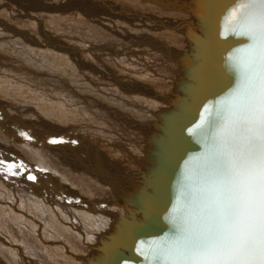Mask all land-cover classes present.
Here are the masks:
<instances>
[{
  "label": "rangeland",
  "instance_id": "374dc122",
  "mask_svg": "<svg viewBox=\"0 0 264 264\" xmlns=\"http://www.w3.org/2000/svg\"><path fill=\"white\" fill-rule=\"evenodd\" d=\"M8 1L9 0H0V2H4L2 4L0 3V7H1L0 8V13H1L0 14V24H1L0 25V31H1V33H0V74H1L0 75V100H1L0 101V106L3 107V108H5L4 110H8V112L10 113V118H9V116H8L9 113L8 112L6 113V112H3V111H0V118H1L0 119V128H1V126H4V127L7 128V129H3V128L0 129V133L3 136V138L1 139L2 141H0V142H2V143H0V154H1L0 155L1 156L0 157V161H4V160L7 159L6 161H4V164L6 162V164L11 165L12 166L11 168H13V170H14V168L15 169L18 168L17 171H20L22 178H24L23 175L25 174L24 175L25 178L23 179V181L25 180L24 181L25 184L23 183L22 185H20L18 187H17V185H15L14 186V188H15L14 190L15 191L12 192V187H13L14 183L12 185V183H10L8 180H6L5 181L6 183L3 182V184H2V181L0 180V204L1 203H5V205L3 206L2 212L0 211V214L2 213L3 215L2 214L1 215L3 217L10 219L9 220V223L10 224H14L13 225L14 231H12L11 227L9 228L8 226H2L3 224L2 225L0 224V240H1L0 241V258L1 259H3V258L4 259H8V260H4L3 259L4 262H5L4 264H38V263L39 264H48V263L49 264H62V263H60L59 260L65 258L64 247L63 246H60L61 248L60 247L57 248L54 245H47V244H45V243H49V242H47L48 240L50 242H53V243L55 242V244H57L58 242H64L63 244L66 245V246H68L69 251L71 253L76 254V255H80V256H83V257L84 256H87V255H90L89 248H87L86 246H82L81 247V245H79V248H82L81 250H79L78 248H75L74 249L72 246H69L68 245L69 244L68 241H67V243H65L66 241H64L63 238H56V236H58L56 234L55 235H52L54 231L49 226V223L41 215H35V214H33L31 212V208L28 205H25V203H26L25 201L26 200H24L20 195L17 196V193H20L19 192V189H20V191H23L24 193H26L27 196L30 195L29 197H35V198L38 197V198L42 199V201L45 200V199L47 200V198H48V200L51 203H53V205L59 203L61 206H56L55 208H57V210H61V211H59L60 214L58 213V218L61 219V222L64 223V220L66 221V219L64 217H66L67 218V221L69 222V224L72 225L73 227H75V229L78 230V228H79V230L81 232H83L84 234L87 233V235H91L92 238L94 239L95 238V235L98 234V233H100L102 230H100L101 228L99 226H96L95 227V229H97V230H95L94 228L91 229L90 226L88 227V229L87 228H84V226L88 225L87 224L88 223L87 218H85L87 216H85L84 214H88V212L86 211V209H83V208H84V206L86 208H88L89 205H90V203L94 199H96V198L100 199L99 201L101 202V199H104V198L103 197H100V195L105 194V197H106L108 193L105 192V190L108 187L105 188V186L102 185L99 181H97V182L96 181L95 182H90L91 181L90 180L88 182V180L83 177L84 180H81L80 181V184L83 185V186L86 185L91 190L95 189V191L93 190V194L89 195V194H87L84 191V189L82 190V189H80V188L72 185L70 182H68L67 179L60 172H55V170H57V169H55L54 167H52V166L49 167V166H45V165L43 166V164H41L42 158H40V156H38V155H32V154L30 155V153L28 152V150L24 146H22L21 144L17 143L18 141H16L14 143V141L11 138L16 137L17 135H22V133H24L25 131H26L25 132L26 134H29V132H27V131H29V129H28V127H26V128L23 127L22 124H20L21 127H19L17 125V123L11 124L13 122V120L15 119V118H13V116H11V114H13L14 112L13 111L12 112L9 111V109H7L6 106L11 105V106H13V108L21 111V112H18V114L17 113H14V115L17 114L16 116L20 115V116H18L20 120H22L24 118L25 120L27 119V120L36 121V120L33 119V117L32 118L30 117L31 116V113L33 112V110H35L36 117H38L41 121L48 122V119H46V118L50 116V111H46L45 112L44 109H40V106L37 108L35 106L36 104L34 102L29 101L30 99L29 100L25 99L26 96L29 94L28 92L25 94V97H24V95L22 97L21 94H20L23 90H25L24 89L25 87H22L20 84H22V85H24V84H30V82H31L32 84H35L36 86H38V85L39 86H44L43 83H45L46 84L45 86H46L47 89H45L44 87H41L42 89H39L38 88V90H36V91H32V90H30V91H32V92H38L39 91L40 94H43L44 96H42V98L48 100L47 106L48 105H55L56 106V104H58V103H61L62 105L65 103V105H67V103L70 102V104L69 103L68 104L71 105V108H70L69 105L68 106H69L70 109H72L73 108L72 107L73 106L72 105V102H75L76 101L75 103H73L74 104V107L77 106L76 104H78L79 107L84 106L83 107V111L84 110L86 111V112H84V116L86 115L89 118L88 120L90 122L92 121L91 122V127H89V128L87 126H83V124L81 122H79V121L77 122V120H79V118H76L75 120H69V119H65L63 116H61V117L58 118V120L54 118V120L57 123L59 122V124L66 126L65 128H68V125H70V127H69V130L70 131H76L77 133H82L84 135H82V134H79V135L80 136H83V137L86 136L85 138L92 137L93 140H95L100 145H101V142L103 143L104 141L107 142V143H110L109 145H106L105 146L106 149L110 153L115 154L117 157H120V158H118V160L119 159H121V160L122 159H125L126 157H123V156L121 157L118 154L119 152L115 153L118 150L117 148H114V147L111 146V145H113V142H116L117 143V141H119L117 143L119 146L126 147L130 152L133 151V149H132L133 148L132 147L133 146L132 145L133 142H127L125 140L126 137L125 138L123 137L122 132H119L115 128V130H117L116 131V134L119 135V137L122 134L121 137H123V139H113V137L111 139V137H107V136L105 137V139H103V138L101 139V138L95 137L96 135H92V134H96L95 133V130L92 127H98V126L99 127H102V126L104 127V125H106V126H107V124L110 125L109 123H107V121H110L111 122V125L112 124H115V123L118 124V122H121L124 125L125 122H123V120H122V117H121L122 115H119L117 112H115L116 114L106 113L108 109L105 110L104 109L105 107L104 108L101 107L102 104L109 105V106L112 105L110 107L109 106H106V108L109 107V109H110L112 107L111 109H115L116 110L117 108L114 107V105H116L115 104L116 101L115 102L113 101L114 98H112V97L105 98V96L102 95L101 97L100 96H96L97 101L96 100H93V102H92V100L90 101V99H88V101L85 100L87 98V95H89V93H87L88 90L91 89L90 91H93L94 92V88L92 87V85H90V84L87 85V83L90 81L91 78L97 80L98 81L97 83H102V85H104L103 83H105L106 85H109V88L111 90L114 89L116 91V87L111 83V80H106V78L109 79V77H103L101 79H97L94 76V72L95 71H98V69L99 70L102 69V66L101 65H103V64H101L100 62H98L96 59L92 60L93 57H90L91 55L88 56L89 55V52H90V54H93V56L95 54H98V55L99 54H102V55H100V56H102V58H104V59L106 58V60L108 59V61H111L110 58L112 56L110 54L112 52H106V54L108 56H105L104 57L102 51L98 52L95 49L96 48H101L102 46L105 47V46L111 45L115 49H118V50H121V51L123 49H124L123 51H125V50H127V51L128 50L135 51L133 49H130L131 48L130 45L132 43L136 42L137 38H138V41H139L138 43L140 45H143L144 46V48H143V46L142 47L140 46L139 49L141 48L140 50H144V49L145 50H148V47H149L150 49H152L154 51L155 57L158 56L159 60L160 59L163 60V56H162V54H160L161 51H163V47H164L163 44H166L167 45V43H169L168 45H172L173 47H175L177 49L185 48V52H186L187 51V46L185 45V43L184 42L182 43V41H179L180 38H178L177 36H173L174 34H167V31H168L167 30V27L170 26V24H171L169 22L170 20H172V22H173L172 24L177 23L176 21L179 20L178 23H185L190 28L195 27L194 21H193L194 20V18H193L194 16L193 15L195 13H192V16H190V15H188V11H185L186 12L185 13V12H182L180 10L183 9L182 7H186L187 9H189V8L192 7L191 9L193 10V12H195L196 11V4L193 2L194 0L193 1H191V0H131V1L130 0H97V2H96L97 8L100 9V7L103 6L106 9H103V11L101 10V11L95 13V14L94 13L93 14L92 13L91 14H86V13L89 12V10L82 12L83 11L82 10V6L83 5L84 6H86V5L88 6V5L92 4L94 2V0H65V1L68 2L69 6L67 5V3L64 2V0H63V2H62V0H61V2H60V0H58L59 2L56 1V0H48V2H43L42 1L43 4H44V6H46V7H49V6L51 7L53 5L52 2H56V3L58 2V4L61 5V6H63L64 9L66 8V6H68L70 8V10L68 8H66L65 11L63 9L61 11V15L59 17H55L56 14L54 15L52 13H49V12H46V11H41V10L39 12L38 11H35L36 10V7H38L40 5L43 6L42 2H37L35 0H20V1L18 0L19 2L17 0H10V2L12 1L10 3ZM13 2H15V3L18 2V3L17 4H14ZM20 2H21V4H20ZM191 3H193V4H191ZM70 4H72V5L75 4L76 7L74 5L73 6L75 8L74 7H70L71 6ZM77 5L80 6L81 9L78 8ZM29 6H30V8H32V10L27 8ZM178 7H180V8H178ZM72 8H74L75 10L72 9ZM24 9L25 10L27 9L28 11H25ZM45 9H47V8H45ZM71 9H72V11H71ZM84 9L86 10V9H90V8H87L86 7ZM8 10H10V12ZM21 11H23V12L21 13ZM90 11H91V9H90ZM39 13H40V15H39ZM20 17L22 19H20ZM17 19H18V21H21V22L15 21ZM39 20H42V21H39ZM127 20H128V22H127ZM108 21H110V22H108ZM140 21L142 22L141 24L139 23ZM14 22L15 23L18 22V23L15 24ZM2 23L4 25H6V26L2 25ZM129 23L130 24L132 23L133 27ZM137 23H139V25ZM168 23H170V24H168ZM136 24L139 27L141 26L142 29L141 28H136L135 27V26H137ZM172 24H171V28L173 27ZM2 26H4V27H2ZM9 26H10V28H9ZM13 27H15V29ZM2 28H5L6 30H4ZM133 29H135V30H133ZM42 30H45V31H43V33H42ZM7 31H9L10 33H8ZM19 31H21V32H19ZM22 31H24V32H22ZM46 31L49 34H45ZM172 31L174 32V30H172ZM2 32H3V34H2ZM118 32H121V33H118ZM142 32H144V33H142ZM163 33H165V34H163ZM18 34L19 35L21 34V35L19 36ZM15 35H16V37H15ZM42 35L44 36V38H43ZM8 36L9 37L11 36V38H9ZM13 37H15V38H13ZM9 39L15 40L16 42L15 41H9ZM51 39H52L53 42L51 41ZM39 41H41V42H39ZM49 41H51V42H49ZM171 41L173 43H171ZM3 42L5 43L6 46L7 45L8 46L6 47ZM17 42L18 43H21V46H20V44L18 45ZM44 42H46V44H44ZM142 42H144V44ZM15 43H16V45H18V47L15 46ZM33 43H34V45H32ZM36 43L37 44H39V43L42 44L41 45L42 48L40 47V44L39 45H36ZM64 43L65 44L68 43L69 45L68 44L65 45ZM22 44H24V45L22 46ZM93 44H95V46H93ZM13 46L16 47V50L14 49ZM24 46H26V48L28 47V50L29 51ZM53 46H55L54 49H53ZM116 46H118V48ZM119 46H123L122 49H120ZM178 46H179V48H178ZM21 47H22V50H21ZM29 48L32 49V50L30 51ZM38 48L40 49V51H39ZM48 48H52V49H48ZM58 48L60 50H58ZM64 48H66L65 50H66L67 54H66L65 51H63ZM75 48L76 49L79 48V49H77L79 51V53H77L78 51ZM34 49H37V50L34 51ZM86 49H89V51L86 50ZM55 50H56V52H55ZM67 50H70V51H67ZM61 51L63 53H57V52H61ZM24 52H25V54H24ZM34 53H36V54L38 53V54L35 55ZM69 53H70V55H69L70 57L68 56ZM54 54H55V56H54ZM83 54L86 57V59L83 56ZM38 55L41 56L44 59H42ZM52 56L53 57H56L57 56V57L54 59ZM119 58L120 59H123L121 56ZM51 59H52V62H54V60L57 63L59 62L58 60H60V62L58 64L57 63L55 64V62L54 63H50L51 62ZM114 59L117 60V58H115V56H113V60ZM47 60L49 61V63H48ZM149 61H150V68H151V66L153 68V65H151V63L153 62V64L156 65L155 64L156 62L153 61V59H150ZM19 62H20V64H19ZM46 62L48 63L49 67H47L48 65H47ZM65 62H66V65H65ZM71 62H72V64H71ZM59 64L62 65V67ZM115 64L116 65L113 64V66H115V67L111 66L109 63L107 65H108L109 68L112 67L111 69H113V70H115V72H117V75L120 77L121 80L124 79V80H122L123 82L126 81V79H125V76H127L126 75L127 73L125 71L126 69L124 67H122V66H119L118 63H115ZM69 65H70V67H69ZM159 65L158 66L156 65L158 69H159ZM63 66H65L64 68H66V69L69 67L68 69L70 71H68V70L65 69L66 72H63L64 71ZM52 67H54V68H52ZM59 67H61V68H59ZM118 67H119V69H118ZM160 67H162V66L160 65ZM6 68L8 69V72H7V69ZM157 68H156L155 72H157ZM4 69H5V71L7 73L4 72ZM47 69H49V70L51 69V70L50 71L48 70V73H47ZM59 69H61V70L59 71ZM121 69H123V71ZM15 70L16 71L18 70V71L15 72ZM56 71H59V72H56ZM67 71L69 73L70 72L71 73L70 74H67L68 73ZM73 72H74V74H73ZM47 74L48 75L50 74L49 75L50 77ZM135 78H138V77L135 76ZM160 78H162V77L160 76ZM27 80H29L30 82H26ZM141 80L143 81L142 78H141ZM11 81H14L13 83H15V84H12ZM15 81H18V82H15ZM57 81H59V82H57ZM16 83L18 85H16ZM51 83H52V85H51ZM65 84H67V85L70 84V85L66 86ZM73 84H75L74 85L75 87L73 86ZM150 84L152 85L153 83H150ZM159 84L156 85V83H155L154 87L157 88L159 91H161L162 90V88L160 87L161 84L160 85ZM14 85H15V87H14ZM63 85H65V86H63ZM84 85L86 87H84ZM51 86H52V88H51ZM58 86H59V88L57 89ZM60 86H61V88H63L61 91H60V89H61ZM68 87H70V88H68ZM72 87H74V88H72ZM16 88H18L19 90L16 89ZM21 88H22V90H21ZM79 88L81 89L80 91H79ZM145 88H148V87H145ZM11 89H13V90H11ZM74 89H76V90L74 91ZM63 90H64V92H62ZM69 90H70V92H69ZM18 91H21V92L19 93ZM41 91H43V93H41ZM57 92H61L64 97L66 95H68V94H69V96H66V98H64L63 96L59 95L61 93L58 94ZM82 92H83V94H81ZM63 93H65V94H63ZM116 93H120V92H116ZM70 94H71V96L73 95L72 98L75 99L74 101L70 97ZM95 94H96V92L94 93V95ZM172 94H173V92H172ZM90 95L93 96V93H91ZM123 95H125V94L123 93ZM125 96H127V95H125ZM48 97L50 99H48ZM68 97H70L71 99L68 98ZM97 97H99V98H97ZM132 97H134V96H132ZM21 98H23L24 100L21 99ZM52 98H54V99H52ZM82 98H84V99H82ZM65 99H66V101L67 100L68 101L66 102ZM21 100H23V101H21ZM52 100H54L55 104H53L54 102ZM55 100L58 101V103H56ZM62 100L64 101V103L61 102ZM71 100H72V102H71ZM79 101L82 104L79 105ZM94 101H95V103L97 102V104H98V101H100L99 102L100 103V105H99L100 106L99 107L100 110L98 109V107L96 109H94V110H91V109L95 108L96 106H98V105H96L94 103ZM88 102H89L90 106H92V108H90V106L89 107L87 106V105H89ZM85 104H86V108H85ZM121 107L124 109L123 106H121ZM23 108L25 109V111H23L24 110ZM27 108H29V109H27ZM101 108L103 110H105V111L103 112ZM67 110H68V107H67ZM94 112L96 113V116H95V113ZM99 113L101 114V116L99 115ZM102 113H103V115H102ZM1 114H2V116H1ZM6 114H8V115H6ZM90 115H91V117H90ZM110 115H112L114 117H112ZM102 116L105 117L106 120H104L105 118H103ZM140 117L139 118L141 120H143V121L148 120V118H146L145 116H141L140 115ZM11 118H12V120H10ZM44 119H46V120H44ZM59 119H61V120H59ZM2 120L9 121L8 123H10V125L8 126V123H6V125L5 124H1V121ZM94 120H96L98 122H96ZM61 121H64V122H61ZM104 121H105V123H104ZM18 123H20V122H18ZM95 123H97V124H95ZM36 124H39V123H36ZM117 124H115V125L116 126H120V124L119 125H117ZM135 124L136 123H133V122L130 123V125L132 127H134L136 129V131H137V133L134 134L135 137L141 138V140H145L146 142H148L151 138L154 137V135L151 134V133H154V131H150V130L146 129V127H144V125L142 127L141 126H138L137 127ZM34 125L35 124H33L32 127H34ZM82 126L84 128H82ZM8 127H10V129ZM15 127H16V129H15ZM78 127H80L81 129L78 128ZM17 128L19 130L20 129H22V130L20 132H18L17 131L18 130ZM34 128L38 129V130H35L37 132V135L41 134L42 137H44V136L46 137V136L52 135L53 136L52 138L50 137V139H49V137H48V138H45V139H46V141H49L48 143L51 142L50 144H52L54 142L53 144L56 145L55 148H57V147L61 148L63 146V145H61V143L64 144L68 140L66 138H71L72 139V136L71 135H65L66 133H59V132L58 133H55L52 130H50L52 132H50V133L47 132L46 133L42 129L39 130V128H38L37 125ZM128 128L130 129V127H128ZM83 129H86V130H83ZM89 129H90V131L88 132L87 130H89ZM112 132L113 131L111 129L110 130V133H112ZM6 133H8V134H6ZM85 133L87 135H85ZM88 135H90V136H88ZM9 137H10V139L12 141L9 139ZM60 138H62V139H60ZM74 144H76V143H74ZM144 144H148V143H144ZM5 147H7V148L4 149ZM64 148L66 149V148H69V147H64ZM141 149H143V154H146L147 155V152H148L147 149L144 148V147H142ZM25 150H27V151H25ZM17 151H18V153H17ZM8 154H9V156H8ZM135 154H139V153H135ZM2 155H4V156H2ZM36 156H38V157H36ZM66 157H67L66 158V161H67L69 159V157L68 156H66ZM16 158L19 161V163H18L17 160H15ZM10 162H12V163H10ZM62 162H65V161H60V162H58L59 164L58 163H55V165L61 167V164H63ZM4 164H0V166L2 165L1 167H4ZM6 164H5V167L6 166L8 167V165H6ZM91 164H90V166L93 168V170L96 173V169L100 165H96L97 163H94L93 164V162ZM124 165L125 166H129V165H126L125 162H124ZM142 165L143 164H141V167L143 168ZM34 166H35V169H33ZM19 167L20 168L23 167V169L25 171L22 170V169H20ZM129 167H130V170L134 171L133 169H131V166H129ZM129 167H126L125 169H127ZM137 167H139V166H137ZM31 168L33 169L32 171H34V170L35 171L36 170L41 171L42 170L41 172H43L44 174L47 172L46 174H48V175L51 174L52 176H55V178H58L62 182V185H64V187L66 189L68 188L67 189V194L68 195L66 196V198L69 196L68 198H70V199L68 201L72 204V206H68L65 203H63L61 200H57V199H54L53 197H51V194H52V191H54V188L59 187L57 185L58 183H56V182L53 181V182H51V184H52L51 185V184H49V182H47V179L44 180V178H42V179L41 178H37L35 175H33L34 173H30V172H32L31 171ZM116 168L119 169L118 167H116ZM132 168H136V167L135 166H132ZM140 169L141 168H138L136 170H140ZM26 170L27 171L29 170L28 171V175L26 174L27 173ZM68 171H66V172L69 174ZM97 172H98V170H97ZM107 172H109V171H107ZM112 173L114 174V171ZM30 175L34 176L36 179L34 181L31 180V179H29V176ZM70 175H73V174H70ZM106 175H108V174H106ZM11 176H13V175L11 174ZM133 177H135V175ZM114 178H115V176H114ZM13 179H14V177H12V181L15 182L16 180L15 179L13 180ZM16 179L19 180V178H16ZM26 181L28 183H26ZM35 181H37V182H35ZM116 184H119L120 185V184H124V183H123V181H121V182L116 181ZM23 185H25V186H23ZM55 185H57V186H55ZM26 186H28L27 187L28 190H27ZM51 187H52V189H51ZM41 188H43L44 191ZM85 189H87V188H85ZM31 190H33V191L34 190H37L36 191L37 192L36 195L38 194L37 197L34 196L35 193L32 192ZM76 192H77V194H76ZM100 192H102V193H100ZM45 193L47 195H45ZM115 193L118 194L117 192H115ZM14 194L16 195L17 200H16V198H13L11 200L6 198V196L8 198H11V197H13ZM79 196L81 198H79ZM110 196H112V195H110ZM82 197L84 199H82ZM71 198H73V199H71ZM74 198H76V199H74ZM79 200L80 201L82 200V201L80 202ZM73 201H75V202H73ZM77 201H79L83 206H81L80 203L77 202ZM28 202H29V200L27 201V203ZM77 203H78V205H77ZM6 204H12L13 207L11 208L10 207L11 205H8L7 206ZM65 208H66V210H65ZM13 209H15L16 211H13ZM62 209H63V211H62ZM74 212H76V213H74ZM13 213H14V215H13ZM15 213H16V215H15ZM89 221H90V219H89ZM6 222H8V220H6ZM17 224L19 225L18 227L21 226L22 229H25V231L32 232L30 234V236L33 237V240H32L33 243H32V245L30 243H28V241H25L26 238L23 241L20 239L21 236H20L19 230L16 229ZM27 226H28V228L26 229ZM4 227H6V228H4ZM28 229L31 230V231H29ZM98 229L100 231H98ZM37 231H38L39 235L41 236V238H43L45 240H44V242L41 241L37 245H33L34 242L38 240L37 237H36L37 240L35 239V235L37 234ZM53 236H54V238H53ZM57 239H58V241H57ZM3 240L6 241V242H9L8 244H11L12 246H10L8 244H4L3 243ZM87 243H90V240ZM1 249H3V250H1ZM37 249H41V253H39ZM2 251H4L5 253H3ZM67 264H69V263H67Z\"/></svg>",
  "mask_w": 264,
  "mask_h": 264
},
{
  "label": "bare ground",
  "instance_id": "6f19581e",
  "mask_svg": "<svg viewBox=\"0 0 264 264\" xmlns=\"http://www.w3.org/2000/svg\"><path fill=\"white\" fill-rule=\"evenodd\" d=\"M18 1V0H17ZM20 1V0H19ZM18 1V2H19ZM35 1H37V2H48V0H35ZM56 1H58V0H56ZM131 1V0H130ZM191 1H193V0H191ZM8 2H10V0L8 1ZM12 2V1H11ZM10 2V3H11ZM17 2V3H18ZM43 2H42V4H43ZM59 2V1H58ZM58 2L56 3V2H52L53 3V5L50 7H46V6H44V4H43V6H38V7H36V10L35 11H46V12H49V13H52V14H56L55 15V17H59L60 15H61V11L64 9L63 8V6H61V5H59L58 4ZM60 2H61V0H60ZM62 2H63V0H62ZM64 2L65 3H67V5L69 6V4H68V2L67 1H65L64 0ZM96 2H97V0H94V2L92 3V4H90V5H86V6H82V12H84V11H87V10H89V12L88 13H86V14H95V13H97V12H99V11H103V9H106L105 7H100V9H98L97 8V6H96ZM194 2V1H193ZM1 4L2 3H4V2H0ZM14 4H17V3H15V2H13ZM26 3V2H25ZM64 3V4H65ZM70 3V2H69ZM87 3V2H86ZM20 4H21V2H20ZM47 4V3H46ZM191 4H193V3H191ZM51 5V4H50ZM71 6L70 7H74L75 6V4H70ZM82 5V4H81ZM65 6V5H64ZM68 6H66V8H68L69 10H70V8L68 7ZM78 6V5H77ZM3 7V6H2ZM32 7V6H31ZM47 8V9H45V8ZM76 7V6H75ZM74 7V8H75ZM90 8L91 9V11H90V9H84V8ZM1 8V7H0ZM20 8V7H19ZM26 8V7H25ZM28 9H31L32 10V8H30V6L29 7H27ZM66 8L64 9V11L66 10ZM74 8H72V9H74ZM78 8H80L81 9V7L80 6H78ZM147 8V7H146ZM178 8H180V7H178ZM183 9H179L180 11H182V12H185V11H188V15H190V16H192V13H196V11L195 12H193V10L191 9V8H189V9H187L186 7H182ZM72 9H71V11H72ZM79 9V10H80ZM25 10V9H24ZM75 10V9H74ZM73 10V11H74ZM9 12H10V10H8ZM25 11H28L27 9L25 10ZM63 11V12H64ZM20 12V11H19ZM23 11H21V13H22ZM70 12V11H69ZM173 12V11H172ZM7 13V12H6ZM27 13V12H26ZM186 13V12H185ZM1 14V13H0ZM3 14V13H2ZM11 14V13H10ZM19 14V13H18ZM39 15H40V13H39ZM32 16V15H31ZM6 17V16H5ZM22 17V16H21ZM20 17V19H22ZM127 17V16H126ZM11 18V17H10ZM124 18V17H123ZM141 18V17H140ZM27 19V18H26ZM30 19V18H29ZM135 19V18H134ZM31 20V19H30ZM38 20V19H37ZM137 20V19H136ZM189 20V19H188ZM14 21V20H13ZM15 21H18V19L17 20H15ZM29 21V20H28ZM39 21H42V20H39ZM133 21V20H132ZM2 22V21H1ZM18 22H21V21H18ZM17 22V23H18ZM25 22V21H24ZM108 22H110V21H108ZM127 22H128V20H127ZM171 24L173 23L172 22V20H170L169 21ZM177 23H174V24H172L173 25V27L171 28V24L170 23H168V24H170V26H168L167 27V34H174L173 36H177L178 38H180V40L179 41H182V43L184 42L185 43V45L187 46V44H186V36H185V34H190L191 33V28L188 26V25H186L185 23H178L179 22V20H177L176 21ZM6 23V22H5ZM8 23V22H7ZM15 23V22H14ZM17 23H15V24H17ZM43 23V22H42ZM41 23V24H42ZM140 24L142 23L141 21L139 22ZM139 23H137L138 25H139ZM24 24V23H23ZM26 24V23H25ZM33 24V23H32ZM130 24V23H129ZM136 24V25H137ZM1 25V24H0ZM2 25H4L3 23H2ZM8 25V24H7ZM132 27H133V25H132V23L130 24ZM137 25V26H138ZM167 25V24H166ZM4 26H6V25H4ZM4 26H2V27H4ZM135 26V25H134ZM137 26H135L136 28H141V26L139 27H137ZM8 27V26H7ZM45 27V26H44ZM9 28H10V26H9ZM14 29H15V27H13ZM112 28V27H111ZM135 28V29H136ZM160 28V27H159ZM2 29H4V30H6L5 28H2ZM12 29V28H11ZM10 29V30H11ZM13 29V30H14ZM46 29V28H45ZM135 29H133V30H135ZM142 29V28H141ZM145 29V28H144ZM3 30V31H4ZM8 30V29H7ZM9 30V31H10ZM17 30V29H16ZM152 30V29H151ZM172 30H174V32L172 31ZM9 31H7L8 33H10ZM12 31V30H11ZM43 31H45V30H42V33H43ZM116 31V30H115ZM121 31V30H120ZM5 32V31H4ZM19 32H21V31H19ZM22 32H24V31H22ZM141 32V31H140ZM171 32V33H170ZM0 33H1V31H0ZM45 33V32H44ZM118 33H121V32H118ZM142 33H144V32H142ZM2 34H3V32H2ZM5 34V33H4ZM23 34V33H22ZM25 34V33H24ZM45 34H49V33H47V31H46V33ZM141 34V33H140ZM163 34H165V33H163ZM19 35V34H18ZM21 35V34H20ZM19 35V36H20ZM44 35V34H43ZM42 35V36H43ZM125 35V34H124ZM179 35V36H178ZM18 36V37H19ZM23 36V35H22ZM46 36V35H45ZM50 36V35H49ZM126 36V35H125ZM9 37V36H8ZM15 37H16V35H15ZM15 37H13V38H15ZM26 37V36H25ZM47 37V36H46ZM9 38H11V36L9 37ZM20 38V37H19ZM43 38H44V36H43ZM52 38V37H51ZM115 38V37H114ZM136 38V37H135ZM17 39V38H16ZM26 39V38H25ZM58 39V38H57ZM99 39V38H98ZM142 40V39H141ZM145 40V39H144ZM177 40V39H176ZM9 41H15V40H12V39H9ZM51 41H52V39H51ZM51 41H49V42H51ZM2 42V41H1ZM6 42V41H5ZM16 42V41H15ZM20 42V41H19ZM39 42H41V41H39ZM43 42V41H42ZM53 42V41H52ZM134 42V41H133ZM139 41H138V38H137V40H136V42H134V43H132L130 46H131V48L130 49H133V50H135V51H130V50H125V51H121V50H118V49H115L113 46H111V45H108V46H102L101 48H94L96 51H98V52H100V51H102L103 52V56L105 57V56H108L107 54H106V52H112L110 55L112 56L110 59H111V61L113 62H111V61H108V59L106 60V58L104 59V58H102V56H100V55H102V54H95L94 56H93V54H90V52H89V55L88 56H90V57H93V59L92 60H94V59H96L98 62H100L101 64H103V65H101L102 66V69H98V71H95L94 72V76L97 78V79H101V78H103V77H109V79L108 78H106V80H111V83L116 87V91L114 90H111L110 88H109V85H106L105 83H103L104 85H102V83H97L98 81L97 80H95V79H93V78H91L90 79V81L87 83V85L88 84H90V85H92V87L94 88V92L93 91H90V90H88V92L87 93H89V95H87V98L85 99V100H87L88 101V99H90V101L92 100V102H93V100H96L97 101V99H96V96H105V98H107V97H112V98H114V102H115V104L116 105H114V107H116L117 109L115 110V109H109V107L110 106H112V105H104V104H102V108H104L105 110L106 109H108L107 110V112L106 113H109V114H116L115 112H117L119 115H122L121 117H122V120H123V122H125L124 123V125L121 123V122H118V124L117 123H115V124H117V125H119L120 124V126H116L115 124H112L111 125V122L110 121H107V123H109L110 125H108L107 124V126L106 125H104V127L102 126V127H92L94 130H95V133L96 134H92V135H96L95 137H98V138H103V139H105V137L107 136V137H111V139H112V137H113V139H123V137L125 138V140L127 141V142H133V153L132 152H130L126 147H124V146H119L117 143L119 142V141H117V143L116 142H113V145H111L112 147H114V148H117L118 150L115 152V153H117V152H119L118 154L122 157H126L125 159H119L118 160V158H120V157H117L115 154H112V153H110L107 149H106V145H109L110 143H107V142H101V145L99 144V143H97L95 140H93V138L92 137H88V138H85L86 136H80L79 134H82V133H77L76 131H70L69 130V127H70V125H68V128H65L66 126H64V125H61V124H59V122L57 123L55 120H54V118L55 119H57L58 120V118L59 117H61V116H63L65 119H69V120H75L76 118H79V120H77V122L79 121V122H81L82 124H83V126H87L88 128L89 127H91V122L88 120L89 118L85 115L84 116V112H86L85 110L83 111V107L84 106H82V107H79L78 106V104H76L77 106V108L76 107H74V104L73 103H75V102H72V100H71V102H72V109H70L71 108V105H69L70 104V102H68L67 103V105H65V103H64V101L62 100L61 102L62 103H64L63 105L61 104V103H58V101H56V103H58V104H56V106L55 105H48L47 106V104H48V100H46V99H44V98H42V96H44L43 94H40L39 93V91L38 92H32V91H36V90H38V88L39 89H42L41 87H44L45 89H47L46 88V84L45 83H43V85L44 86H36L35 84H32L29 80H27L26 82H30V84H24V85H22V84H20L22 87H25L24 89L25 90H23L22 92L21 91H18L20 94H21V96L23 97V95H24V97H25V94L28 92L29 94L26 96V98L25 99H27V100H29V101H31V102H34L36 105V107L38 108L39 106H40V109H44L45 110V112L46 111H50V116L49 117H47L46 119H48V122H45V121H41L38 117H36V113H35V110H33V112L31 113V118L33 117V119L34 120H36V121H33V120H25L24 118L22 119V120H20L19 119V117L18 116H20V115H18V116H16L17 114H18V112H21V111H19V110H17V109H15V108H13V106H11V105H9V106H6V108L7 109H9V111H13L14 113H17L16 115H14V113L13 114H11V116H13V118H15L14 120H13V122L11 123V124H15V123H17V125L19 126V127H21L20 126V124H22V126L23 127H28V129H29V131H27V132H29V134H26L24 131V133H22V135H17L16 137H13V138H11L13 141H14V143L16 142V141H18L17 143H19V144H21L22 146H24L27 150H28V152L30 153V155L32 154V155H38V156H40V158H42V162H41V164H43V166L45 165V166H52V167H54L55 169H57V170H55V172H60L66 179H67V181L68 182H70L72 185H74V186H76V187H78V188H80V189H84V191L87 193V194H89V195H91V194H93V190L95 191V189H93V190H91V189H89V187H87L86 185L85 186H83V185H81L80 184V181L81 180H84L83 179V177L85 178V179H87L88 180V182L90 181V182H97V181H99L102 185H104L105 186V188H107L106 190H105V192H107L106 194H107V196L105 197V194H102V195H100V197H103L104 199H101V202L99 201L100 199H98V198H96V199H94L91 203H90V205H89V207L88 208H86L85 206H84V208L83 209H86V211L88 212V214H84L85 216H87V217H85V218H87V221H88V225H86V226H84V228H87L88 229V227L90 226L91 227V229H95V227L96 226H99L100 228H103V227H105V228H107V226L105 225L110 219H111V215L113 214V211L114 210H116L115 208H117L116 206H113L114 205V202L117 200V199H119L120 200V196H122L124 193H127L128 191V189L130 190V187L131 186H133L134 184H135V181H136V177L134 178L133 176L134 175H136V169H138V168H141V164H145V163H149L150 162V160L148 159V157H147V155L146 154H143V149H141L142 147H144V148H146L147 149V151H149L150 150V145L149 144H144V143H147L145 140H141V138H137V137H135L134 136V134H136L137 133V131H136V129L134 128V127H132L131 125H130V123H136L135 125L138 127V126H143L144 125V127H146V129H148V130H150V131H154V133H151V134H153V135H157L158 133H159V131L157 132V129H155V125H156V123L157 122H159V120H158V118H159V115H160V112L163 110V109H165L166 107H169V105H170V103L169 102H171V99L173 100L174 99V94H172V90H171V87H173V84H174V81H175V79H177V77H178V72H177V66L173 63V59L174 58H176L179 54H182V52H185V48H181V49H177V48H175V47H173L172 45H168L169 43H167V45L166 44H163L164 45V47H163V51H161V53L160 54H162V56H163V60H159V58H158V56L157 57H155V55H154V51L152 50V49H150L148 46V50H140L139 49V47L141 46H143V45H140L139 43H138ZM4 43V42H3ZM7 43V42H6ZM10 43V42H9ZM8 43V44H9ZM12 43V42H11ZM25 43V42H24ZM32 43V42H31ZM143 44H144V42H142ZM171 43H173L172 41H171ZM14 44V43H13ZM17 44L19 45L20 44V46H21V43H18L17 42ZM40 44V43H39ZM39 44H37L36 43V45H39ZM44 44H46V42H44ZM65 44V43H64ZM63 44V45H64ZM68 43H66L65 45H67ZM177 44V43H176ZM4 45H5V43H4ZM18 45H16V43H15V46H17L18 47ZM24 44H22V46H23ZM32 45H34V43L32 44ZM41 45L42 44H40V47H41ZM69 45V44H68ZM184 45V46H185ZM6 46V45H5ZM8 46V45H7ZM6 46V47H7ZM15 46H13L14 47V49L16 50V47ZM46 46V45H45ZM93 46H95V44H93ZM159 46V45H158ZM12 47V48H13ZM25 48H26V46H24ZM39 47V48H40ZM54 47L55 46H53V49H54ZM99 47V46H98ZM117 48H118V46H116ZM122 47L123 46H119V48L120 49H122ZM5 48V47H4ZM33 48V47H32ZM38 48V49H39ZM42 48V47H41ZM45 48V47H44ZM85 48V47H84ZM93 48V47H92ZM143 48H144V46H143ZM142 48V49H143ZM178 48H179V46H178ZM3 49V48H2ZM27 50H28V47L26 48ZM25 49V50H26ZM30 49V48H29ZM46 49V48H45ZM48 49H52V48H48ZM66 48H64V50L63 51H65L66 52V50H65ZM69 49V48H68ZM76 49V48H75ZM77 49H79V48H77ZM76 49V50H77ZM7 50V49H6ZM21 50H22V47H21ZM32 49H30V51H31ZM35 50H37V49H34V51ZM58 50H60L59 48H58ZM84 50V49H83ZM86 50H88L89 51V49H86ZM29 51V50H28ZM39 51H40V49H39ZM50 51V50H49ZM67 51H70V50H67ZM78 51V50H77ZM82 51V50H81ZM85 51V50H84ZM156 51V50H155ZM33 52V51H32ZM42 52V51H41ZM46 52V51H45ZM55 52H56V50H55ZM83 52V51H82ZM95 52V51H94ZM54 53V52H53ZM57 53H63L62 51L61 52H57ZM77 53H79V51L77 52ZM88 53V52H87ZM86 53V54H87ZM92 53V52H91ZM115 55H114V54ZM159 53V52H158ZM10 54V53H9ZM24 54H25V52H24ZM35 55H37L36 53H34ZM66 54H67V52H66ZM15 55V54H14ZM53 55V54H52ZM59 55V54H58ZM70 55V53L68 54V56ZM72 55V54H71ZM81 55V54H80ZM79 55V56H80ZM109 55V56H110ZM39 56V55H38ZM43 56V55H42ZM54 56H55V54H54ZM67 56V57H68ZM73 56V55H72ZM83 56H84V54H83ZM113 56H115V58H117V60L116 59H114L113 60ZM122 57L123 59H120L119 57ZM18 57V56H17ZM25 57V56H24ZM37 57V56H36ZM39 57H41V56H39ZM53 57V56H52ZM57 57V56H56ZM56 57H53L54 59L56 58ZM70 57V56H69ZM85 57V56H84ZM42 58V57H41ZM60 58V57H59ZM66 58V57H65ZM73 58V57H72ZM29 59V58H28ZM32 59V58H31ZM42 59H44V58H42ZM50 59V58H49ZM85 59H86V57H85ZM150 59H153V61H155L156 63V65L158 66L159 64L162 66V67H160V65H159V69L157 68V66L156 65H154L153 64V62L151 63V65H153V68H152V66H151V68H150ZM20 60V59H19ZM33 60V59H32ZM84 60V59H83ZM48 61V60H47ZM59 62H60V60H58ZM66 61V60H65ZM70 61V60H69ZM96 61V62H97ZM12 62V61H11ZM21 62V61H20ZM20 62H19V64H20ZM41 62V61H40ZM54 62H55V60H54ZM54 62H52V59H51V62L50 63H54ZM58 62V63H59ZM2 63V62H1ZM15 63V62H14ZM36 63V62H35ZM45 63V62H44ZM47 63V62H46ZM48 63H49V61H48ZM48 63H47V65H48ZM57 62H55V64H56ZM57 63V64H58ZM90 63V62H89ZM110 64L111 66H113V64L114 65H116L115 63H118V65L119 66H122V67H124L126 70V75L127 76H125V79H126V81H122V80H124V79H120V77L117 75V72H115V70H113V69H111V68H109L108 67V65L107 64ZM71 64H72V62H71ZM99 64V63H98ZM45 65V64H44ZM52 65V64H51ZM50 65V66H51ZM60 65V64H59ZM65 65H66V62H65ZM68 65V64H67ZM61 67H62V65H60ZM92 66V65H91ZM100 66V67H101ZM6 67V66H5ZM8 67V66H7ZM47 67H49V65L47 66ZM46 67V68H47ZM61 67H59V68H61ZM65 66H63V68H64ZM69 67H70V65H69ZM68 67V68H69ZM113 67H115V66H113ZM2 68V67H1ZM4 68V67H3ZM9 68V67H8ZM45 68V69H46ZM52 68H54V67H52ZM51 68V69H52ZM66 69V68H64V71L63 72H66L65 71V69L66 70H68V71H70L69 69ZM156 68H157V72H155V70H156ZM7 69V68H6ZM11 69V68H10ZM50 69V70H51ZM97 69V68H96ZM115 69V68H114ZM117 69V68H116ZM118 69H119V67H118ZM14 70V69H13ZM44 70V69H43ZM48 70L49 69H47V73H48ZM49 70V71H50ZM61 69H59V71H60ZM92 70V69H91ZM122 71H123V69H121ZM2 71V70H1ZM18 71V70H17ZM16 70H15V72H17ZM59 71H56V72H59ZM67 71V72H68ZM4 72H6L5 71V69H4ZM7 72H8V69H7ZM6 72V73H7ZM27 72V71H26ZM35 72V71H34ZM46 72V71H45ZM55 72V71H54ZM24 73V72H23ZM29 73V72H28ZM71 73V72H70ZM69 72L67 73V74H70ZM73 74H74V72H73ZM89 74V73H88ZM1 75V74H0ZM18 75V74H17ZM31 75V74H30ZM48 75V74H47ZM50 75V74H49ZM48 75V76H49ZM53 75V74H52ZM93 75V74H92ZM91 75V76H92ZM6 76V75H5ZM42 76V75H41ZM134 76V77H133ZM135 76L136 77H138V78H135ZM160 76L162 77V78H160ZM4 77V76H3ZM10 77V76H9ZM15 77V76H14ZM45 77V76H44ZM50 77V76H49ZM52 77V76H51ZM2 78V77H1ZM12 78V77H11ZM25 78V77H24ZM123 78V77H122ZM141 78L143 79V81L141 80ZM13 79V78H12ZM53 79V78H52ZM3 80V79H2ZM73 80V79H72ZM6 81V80H5ZM52 81V80H51ZM8 82V81H7ZM12 82V84H15V83H13L14 81H11ZM15 82H18V81H15ZM57 82H59V81H57ZM100 82V81H99ZM104 82V81H103ZM109 82V81H108ZM49 83V82H48ZM73 83V82H72ZM110 83V82H109ZM150 83H153L152 85L150 84ZM155 83H156V85L157 84H159L160 85V87L162 88V90L161 91H159L157 88H155L154 87V85H155ZM16 85H18L17 83H16ZM50 85V84H49ZM51 85H52V83H51ZM66 86H68V85H70V84H65ZM65 85H63V86H65ZM75 84H73V86H74ZM125 85V86H124ZM9 86V85H8ZM12 86V85H11ZM56 86V85H55ZM62 86V87H63ZM72 86V85H71ZM14 87H15V85H14ZM75 87V86H74ZM74 87H72V88H74ZM84 87H86L85 85H84ZM114 87V88H115ZM145 87H148V88H145ZM51 88H52V86H51ZM59 88V86L57 87V89ZM60 88H61V86H60ZM67 88V87H66ZM68 88H70V87H68ZM89 88V87H88ZM91 88V87H90ZM16 89H18V88H16ZM15 89V90H16ZM63 88H61L60 89V91L62 90ZM160 89V88H159ZM11 90H13V89H11ZM19 90V89H18ZM21 90H22V88H21ZM30 90H32V91H30ZM76 89H74V91H75ZM78 90V89H77ZM81 89L79 88V91H80ZM48 91V90H47ZM66 91V90H65ZM68 91V90H67ZM72 91V90H71ZM78 91V92H79ZM10 92V91H9ZM62 92H64V90L62 91ZM69 92H70V90H69ZM96 92V94L94 95V93ZM116 92H120V93H116ZM41 93H43V91H41ZM58 94L59 93H61V92H57ZM75 93V92H74ZM80 93V92H79ZM91 93H93V96H91L90 94ZM123 93L125 94V95H127V96H125V95H123ZM145 93V94H144ZM46 94V93H45ZM63 94H65V93H63ZM67 94V93H66ZM81 94H83V92L81 93ZM98 94V95H97ZM17 95V94H16ZM59 95H61V96H63L62 95V93L61 94H59ZM75 95V94H74ZM66 96H69V94L68 95H66ZM66 96L64 97V98H66ZM73 96V95H72ZM72 96H71V94H70V97L72 98ZM76 96V95H75ZM81 96V95H80ZM85 96V95H84ZM95 96V97H94ZM125 96V97H124ZM132 96H134V97H132ZM2 97V96H1ZM70 97H68V98H70ZM63 98V99H64ZM70 98V99H71ZM97 98H99V97H97ZM21 99H23V98H21ZM48 99H50L49 97H48ZM52 99H54V98H52ZM73 99V101L75 100L74 98H72ZM82 99H84V98H82ZM24 100V99H23ZM23 100H21V101H23ZM26 100V101H27ZM79 100V99H78ZM1 101V100H0ZM53 102H54V100H52ZM65 101H66V99H65ZM68 101V100H67ZM66 101V102H67ZM112 101V100H111ZM86 102V101H85ZM100 101H98V104H97V102L95 103V101H94V103L96 104V105H98V106H96L95 108H93V109H91V110H94V109H96L97 107H98V109H99V105H100V103H99ZM103 102V101H102ZM101 102V103H102ZM113 102V103H114ZM78 103V102H77ZM3 104V103H2ZM51 104V103H50ZM53 104H55V102L53 103ZM80 104H82V103H80V101H79V105ZM87 104V103H86ZM86 104H85V108H86ZM88 104H89V102H88ZM107 104V103H106ZM38 105V106H37ZM70 106V108H69V106ZM93 105V104H92ZM3 106V105H2ZM88 107L90 106V104L89 105H87ZM95 106V105H94ZM106 106H109L108 108H106ZM121 106H123L124 107V109L121 107ZM18 107V106H17ZM67 107H68V110H67ZM79 107V108H78ZM76 108V109H75ZM90 108H92V106H90ZM101 108V109H102ZM5 108H3V107H1L0 106V111H3V112H8V110H4ZM24 109V108H23ZM27 109H29V108H27ZM75 109V110H74ZM100 110V109H99ZM105 110H103L102 109V111L104 112ZM23 111H25V109L23 110ZM41 111V110H40ZM98 111V110H97ZM53 114H52V113ZM163 112V111H162ZM9 113V112H8ZM24 113V112H23ZM29 113V112H28ZM34 113V114H33ZM95 113V112H94ZM3 114V113H2ZM2 114H1V116H2ZM20 114V113H19ZM22 114V113H21ZM87 114V113H86ZM6 115H8V114H6ZM88 115V114H87ZM99 115L101 116V114L99 113ZM102 115H103V113H102ZM140 115L141 116H145L146 118H148V120H145V121H143V120H141L142 118L140 117ZM9 118H10V113H9ZM95 116H96V113H95ZM107 116V115H106ZM110 116H112V115H110ZM62 117V118H63ZM90 117H91V115H90ZM103 117V116H102ZM112 117H114V116H112ZM141 119H140V118ZM4 118V117H3ZM7 118V117H6ZM5 118V119H6ZM61 118V119H62ZM63 118V119H64ZM74 118V119H73ZM98 118V117H97ZM96 118V119H97ZM103 118H105V117H103ZM1 119V118H0ZM46 119H44V120H46ZM61 119H59V120H61ZM62 119V120H63ZM95 119V118H94ZM102 119V118H101ZM9 120V119H8ZM10 120H12V118L10 119ZM103 120V119H102ZM104 120H106V118L104 119ZM94 121H96V120H94ZM9 121H7V120H2L1 121V124H5L6 125V123H8ZM18 122H20V123H18ZM61 122H64V121H61ZM67 122V121H66ZM96 122H98V121H96ZM36 123H39V124H36ZM104 123H105V121H104ZM103 123V124H104ZM33 124H35L34 125V127H36V125L38 126V128H39V130L40 129H42V130H44V132H55V133H66L65 135H71L72 136V139L71 138H66V139H68L64 144H62L61 143V145H63L61 148H59V147H57V148H55L56 147V145H54L53 143L52 144H50V143H48L49 141H46V139L45 138H48L49 137V139H50V137L52 138L53 136L52 135H50V136H44V137H42V135L41 134H39V135H37V132L35 131V130H38V129H36V128H34V127H32L33 126ZM69 124V123H68ZM95 124H97V123H95ZM10 125V123H8V126ZM82 126V128H84ZM125 127V128H124ZM128 127H130V129L128 128ZM1 128H3V129H7L6 127H4V126H1ZM0 128V129H1ZM9 129H10V127H8ZM78 128H80V127H78ZM97 128V129H96ZM115 128L119 131V132H122V134H123V137H121V135H120V137H119V135H117L116 134V131L117 130H115ZM15 129H16V127H15ZM18 129V128H17ZM81 129V128H80ZM112 129V133H110V130ZM22 129H18L17 131L18 132H20ZM50 130H52V131H50ZM79 130V129H78ZM83 130H86V129H83ZM3 131V130H2ZM11 131V130H10ZM14 131V130H13ZM16 131V130H15ZM82 131V130H81ZM88 132L90 131V129L89 130H87ZM4 132V131H3ZM39 132V131H38ZM86 132V131H85ZM118 132V133H119ZM5 133V132H4ZM9 133V132H8ZM8 133H6V134H8ZM11 134V133H10ZM14 134V133H13ZM5 135V134H4ZM15 135V134H14ZM41 135V136H40ZM78 135V136H77ZM82 135H84V134H82ZM85 135H87L86 133H85ZM114 135V136H113ZM88 136H90V135H88ZM7 137V136H6ZM60 137V136H59ZM3 138V136H2V134L0 133V141H2L1 139ZM56 138V137H55ZM54 138V139H55ZM9 139H10V137H9ZM10 139V140H11ZM11 140V141H12ZM141 140V141H140ZM46 141V142H45ZM56 141V140H55ZM125 141V142H126ZM0 143H2V142H0ZM74 143H76V144H74ZM9 144V143H8ZM130 144V143H129ZM7 145V144H6ZM5 146V145H4ZM11 146V145H10ZM21 146V147H22ZM8 147V146H7ZM7 147H5L4 149H6ZM64 147H69V148H64ZM11 148V147H10ZM101 148V149H100ZM3 149V148H2ZM27 150H25V151H27ZM4 152V151H3ZM10 152V151H9ZM5 153V152H4ZM17 153H18V151H17ZM89 153V154H88ZM135 153H139V154H135ZM3 154V153H2ZM88 154V155H87ZM1 155V154H0ZM2 156H4V155H2ZM8 156H9V154H8ZM38 156H36V157H38ZM66 156H68L69 157V159L66 161ZM1 157V156H0ZM32 157V156H31ZM34 157V156H33ZM5 158V157H4ZM11 158V157H10ZM57 158V159H56ZM4 160V159H3ZM7 160V159H6ZM6 160H4V161H6ZM15 160H17V158L15 159ZM18 161V160H17ZM21 161V160H20ZM24 161V160H23ZM60 161H65V162H62L63 164H61V167L60 166H56L55 165V163H58V162H60ZM93 162V164L94 163H97L96 165H100V166H98L97 167V169H96V173H95V171L93 170V168L90 166V164ZM108 162V163H107ZM124 162L126 163V165H129V166H131V169H133L134 171H132V170H130V167L129 166H125L124 165ZM10 163H12V162H10ZM18 163H19V161H18ZM27 163V162H26ZM4 164V163H3ZM5 164H6V162H5ZM5 164H4V167H1L0 166V180L2 181V184H3V182L4 183H6L5 181L6 180H8L10 183H12V185H13V183H14V185H13V187H12V192H14L15 190V188H14V186L15 185H17V187L18 186H20V185H22L23 183H24V181H23V179L25 178V174L23 175V177L24 178H22V176H21V173H20V171H17V169H15L14 168V170H13V168H9V165L8 164H6V165H8V167L6 168L5 167ZM28 164V163H27ZM59 164V163H58ZM22 165V164H21ZM92 165V164H91ZM27 166V165H26ZM31 166V165H30ZM94 166V165H93ZM132 166H135L136 168H132ZM137 166H139V167H137ZM143 166V165H142ZM32 167V166H31ZM116 167H118L119 169H117ZM126 167H129V168H127V169H125ZM20 168V167H19ZM37 168V167H36ZM20 169H22V170H24L23 169V167L22 168H20ZM33 169H35V166H34V168ZM32 168H31V171L33 170ZM104 169V170H103ZM16 170V171H15ZM21 170V171H22ZM30 170V169H29ZM28 170V171H29ZM44 170V169H43ZM69 170V171H68ZM97 170H98V172H97ZM25 171V170H24ZM27 171V170H26ZM28 171H27V175H28ZM42 171V170H41ZM41 171H38V170H34V171H32V172H30V173H34L33 175H35L37 178H44V180L45 179H47V182H49V184H51V182H56V183H58L57 185L59 186V187H56V188H54V191H52V194H51V197H53L54 199H57V200H61L63 203H65L66 205H68V206H72V204L68 201L70 198H66V196L68 195L67 194V189L64 187V185H62V182L58 179V178H55V176H52L51 174L50 175H48V174H44L43 172H41ZM66 171H68L69 172V174L66 172ZM107 171H109V172H107ZM114 171V174L112 173ZM107 172V173H106ZM29 173V174H30ZM51 173V172H50ZM108 174V175H106V174ZM113 175H112V174ZM11 174L13 175V176H11ZM70 174H73V175H70ZM26 175V176H27ZM32 176V175H31ZM114 176H115V178H114ZM117 176V177H116ZM12 177H14V179L17 181H12ZM16 178H19V180H17ZM13 179V180H14ZM39 180V179H38ZM37 180V181H38ZM34 181V180H33ZM37 181H35V182H37ZM41 181V180H40ZM43 181V180H42ZM116 181H118V182H121V181H123V183L124 184H116ZM34 182V183H35ZM26 183H28L27 181H26ZM55 183V184H56ZM85 183V182H84ZM25 184V183H24ZM30 184V183H29ZM42 184V183H41ZM46 184V183H45ZM48 184V185H49ZM95 184V183H94ZM52 185V184H51ZM57 185H55V186H57ZM88 185V184H87ZM9 186V185H8ZM23 186H25V185H23ZM47 186V185H46ZM28 186H26V188H27ZM37 187V186H36ZM68 187V186H67ZM101 187V186H100ZM21 188V187H20ZM25 188V189H26ZM47 188V187H46ZM85 188H87V189H85ZM41 189H43V188H41ZM51 189H52V187H51ZM56 189V190H55ZM27 190H28V188H27ZM47 190V189H46ZM71 190V189H70ZM73 190V189H72ZM132 190V189H131ZM30 191V190H29ZM32 192H34L35 193V195L34 196H36L37 197V195H36V191L37 190H31ZM43 191H44V189H43ZM51 191V190H50ZM81 191V190H80ZM19 192L20 193H17V196L18 195H20L24 200H26L25 202V205H28L30 208H31V212L33 213V214H35V215H41L48 223H49V226L53 229V234L52 235H58V236H56V238H63V240L64 241H66L65 243H67V241L69 242V246H72L74 249L75 248H78L79 250H81L82 248H79V245H81V247L82 246H86L87 248H90V246H91V244H93L95 241H96V239L94 238H92V236L91 235H87V233L86 234H84L83 232H81L80 230H79V228H78V230L77 229H75V227H73L72 225H70L69 224V222L67 221V218L66 217H64L65 219H66V221L64 220V223L63 222H61V219H59L58 218V213H59V211H61V210H57V208H55L56 206H61L59 203H57V204H54L53 205V203H51L49 200H48V198H47V200L45 199V200H43L42 201V199H40V198H35V197H29L30 195H26V193H24L23 191H20V189H19ZM39 192V191H38ZM115 192H117L118 194H116ZM74 193V192H73ZM100 193H102V192H100ZM30 194V193H29ZM49 194V193H48ZM75 194V193H74ZM76 194H77V192H76ZM98 194V193H97ZM45 195H47L46 193H45ZM88 195V196H89ZM96 195V194H95ZM110 195H112V196H110ZM40 197V196H39ZM96 197V196H95ZM6 198L7 199H13V198H16V200H17V197H16V195L14 194L13 195V197H11V198H8L7 196H6ZM19 198V197H18ZM35 198V199H34ZM79 198H81L80 196H79ZM40 199V200H39ZM51 199V198H50ZM71 199H73V198H71ZM74 199H76V198H74ZM82 199H84L83 197H82ZM29 200V202L27 203V201ZM80 201V200H79ZM79 201H77V202H79ZM82 201V200H81ZM80 201V202H81ZM73 202H75V201H73ZM79 202V203H80ZM89 202V201H88ZM83 203V202H82ZM85 204V203H84ZM5 205V203H1L0 204V211L2 212V209H3V206ZM7 206L8 205H11L10 207L12 208L13 206H12V204H6ZM65 205V206H66ZM77 205H78V203H77ZM80 205L81 206H83L81 203H80ZM16 206V205H15ZM74 206V205H73ZM79 207V206H78ZM9 208V207H8ZM78 209V208H77ZM65 210H66V208H65ZM13 211H16L15 209H13ZM62 211H63V209H62ZM85 211V212H86ZM18 212V211H17ZM84 212V211H83ZM5 213V212H4ZM53 213V214H52ZM63 213V212H62ZM74 213H76V212H74ZM2 214V213H1ZM0 214V224L2 225V226H8L9 228L11 227V229H12V231H14V228H13V225L14 224H10L9 223V220L10 219H8V218H5V217H3L2 215ZM60 214V213H59ZM82 214V215H83ZM13 215H14V213H13ZM15 215H16V213H15ZM75 215V214H74ZM80 215V214H79ZM74 217V216H73ZM81 217V216H80ZM84 217V216H83ZM25 218V217H24ZM28 219V218H27ZM89 219H90V221H89ZM6 220H8V222H6ZM15 220V219H14ZM23 220V219H22ZM20 221V220H19ZM73 221V220H72ZM12 222V221H11ZM42 222V221H41ZM38 224V223H37ZM1 226V227H2ZM19 225L17 224V226H16V229H18L19 230V233H20V239L23 241L25 238H26V240L25 241H28V243H30L31 245H32V243H33V237L32 236H30V234L32 233V232H28V231H25V229H22V227L20 226V227H18ZM102 226V227H101ZM4 228H6V227H4ZM25 228V227H24ZM28 228V226L26 227V229ZM6 230V229H5ZM29 230V229H28ZM95 230H97V229H95ZM29 231H31V230H29ZM98 231H100V230H98ZM34 233V232H33ZM94 233V232H93ZM38 234V235H37ZM37 234L35 235V239H36V237L38 238V240L37 241H35L34 242V244L33 245H37V244H39L41 241H43L44 242V240L45 239H43V238H41V236L39 235V233H38V231H37ZM13 235V234H12ZM19 235V234H18ZM10 238V237H9ZM53 238H54V236H53ZM19 240V239H18ZM90 240V243H87L88 241ZM1 241V240H0ZM31 241V242H30ZM57 241H58V239H57ZM47 242H49V243H45V244H47V245H54V246H56L57 248H59L60 246H63L64 247V254H65V258H63V259H61V260H59L60 261V263H62V264H67V263H69V264H83L84 263V261H86V259L88 258V256H90V255H87V256H80V255H76V254H73V253H71L70 251H69V248H68V246H66V245H64L63 243L64 242H58L57 244H55V242L53 243V242H50L49 240L47 241ZM3 243L4 244H8L9 242H6V241H4L3 240ZM8 245H10V246H12L11 244H8ZM62 247V248H63ZM38 248V247H37ZM51 248V247H50ZM61 248V247H60ZM19 249V248H18ZM1 250H3V249H1ZM38 250V252L39 253H41V249H37ZM3 253H5L4 251H2ZM85 252V251H84ZM83 252V253H84ZM88 253V252H87ZM63 254V255H64ZM85 254V253H84ZM3 257V256H2ZM19 257V256H18ZM43 257V256H42ZM41 257V258H42ZM47 258V257H46ZM4 259V258H3ZM1 259L0 258V264H4L5 262H4V260H8V259ZM44 260V259H43ZM42 261V260H41ZM25 262V261H24ZM42 263V262H41ZM44 263V262H43ZM39 264V263H38ZM49 264V263H48Z\"/></svg>",
  "mask_w": 264,
  "mask_h": 264
},
{
  "label": "snow or ice",
  "instance_id": "6c2138e0",
  "mask_svg": "<svg viewBox=\"0 0 264 264\" xmlns=\"http://www.w3.org/2000/svg\"><path fill=\"white\" fill-rule=\"evenodd\" d=\"M223 11L221 34L248 41L232 54L235 86L189 129L202 150L184 161L172 230L136 248L146 264H264V0Z\"/></svg>",
  "mask_w": 264,
  "mask_h": 264
},
{
  "label": "water",
  "instance_id": "95a60500",
  "mask_svg": "<svg viewBox=\"0 0 264 264\" xmlns=\"http://www.w3.org/2000/svg\"><path fill=\"white\" fill-rule=\"evenodd\" d=\"M194 3L195 27L185 34L187 51L173 59L178 72L171 87L174 99L160 112L155 125L159 133L147 142L150 162L136 170L135 184L114 202L117 208L107 228H99L102 231L95 235L83 264H146L136 248L147 249L154 237L172 230L168 214L176 200L184 161L202 150L189 129L195 130L205 105L211 107L235 86L232 54L248 41L226 31L221 34L226 28L223 10L230 0Z\"/></svg>",
  "mask_w": 264,
  "mask_h": 264
}]
</instances>
